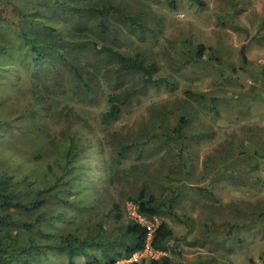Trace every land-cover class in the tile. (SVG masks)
Returning a JSON list of instances; mask_svg holds the SVG:
<instances>
[{"label": "rangeland", "instance_id": "obj_1", "mask_svg": "<svg viewBox=\"0 0 264 264\" xmlns=\"http://www.w3.org/2000/svg\"><path fill=\"white\" fill-rule=\"evenodd\" d=\"M204 1L114 0L143 14L146 25L139 31L110 18L117 48L157 63L155 77L162 80L110 120L103 118L108 95L140 85V74L114 82L101 70L90 94L74 77L56 88L17 51L16 15L9 0L0 1V16L8 12L11 21L0 41L12 56L0 66V176L37 187L62 177L58 195L95 204L110 224L167 221L171 249L162 253L148 244L138 255L146 264L163 254L173 264H264V0ZM199 44L207 47L206 61L184 63ZM143 186L170 205L168 213L140 215L129 196ZM56 195L48 201L53 210H66L77 222V206ZM36 264H69V256L50 250Z\"/></svg>", "mask_w": 264, "mask_h": 264}, {"label": "trees", "instance_id": "obj_2", "mask_svg": "<svg viewBox=\"0 0 264 264\" xmlns=\"http://www.w3.org/2000/svg\"><path fill=\"white\" fill-rule=\"evenodd\" d=\"M190 1L205 5L204 0ZM9 2L12 4L10 14L16 15V24L19 26L17 32L13 31L18 41L17 51H25L22 56L31 57L35 67L33 72L50 77L56 88L63 87L68 79L74 77L78 82V89L90 94L100 82L98 75L101 70L108 81H112L110 79L114 75V82H121L127 74H140V85L135 84L108 95V110L103 113L105 120L118 118L123 108L141 90L147 85L161 82L162 79L155 77L157 63L139 53L126 55L116 46L118 38L112 36L114 26L110 18L124 20L130 28L143 31L146 29L143 14L131 13L114 0ZM7 5L8 3L6 8H2V12L7 10ZM5 15L9 16L8 12L0 16V29L8 24L9 20ZM96 35L101 37L102 42L96 39ZM107 37L112 38L113 43H107ZM2 41L0 66L2 62H11L12 59L9 54L10 46ZM244 50L243 48V54ZM206 52L204 44L196 45L194 50L190 49L184 63L201 64L206 61ZM42 108H46V105ZM71 153L72 149L67 155L70 156ZM102 169L99 166L96 170L97 190L103 183L100 175ZM113 172L116 176L115 170ZM60 178L63 179L59 177L49 185L37 187L30 179L17 180L8 174L0 176V264H36L50 250L67 254L69 264H74L79 257L84 258L82 264H116L118 260L128 259L146 248L149 234L146 225L136 221L122 225L106 222V217L101 215L99 208L95 209V204L86 205L80 198L77 204L67 196L58 195L60 188L65 185H62ZM53 193L57 194L59 202L77 206L81 212L77 222L72 216L65 215L66 210L59 213L53 210L48 202ZM161 199L155 193L148 192L145 186L138 194L129 196V200L138 206L140 215L146 219L168 213L166 207L169 208L170 205ZM97 216L99 221H90L98 218ZM117 218L121 219V216L118 215ZM86 222L89 223L85 224ZM67 225L70 226L65 229ZM117 226L118 229L115 228ZM173 237L172 227L167 221H162L153 231L150 246L155 251L168 253ZM130 264L146 262L143 259ZM148 264H173V259L170 255L163 254L151 259Z\"/></svg>", "mask_w": 264, "mask_h": 264}, {"label": "built area", "instance_id": "obj_3", "mask_svg": "<svg viewBox=\"0 0 264 264\" xmlns=\"http://www.w3.org/2000/svg\"><path fill=\"white\" fill-rule=\"evenodd\" d=\"M147 226V228H148V230H149V234H148V243H147V245L151 248V246H150V240H151V237H152V234H153V231H154V229H155V225L154 224H147L146 225ZM148 246H146V247H148ZM146 249V248H145ZM139 252L138 253H136V254H134L132 257H130V258H128V259H125V260H123V263L124 264H130V263H132V262H136V261H139Z\"/></svg>", "mask_w": 264, "mask_h": 264}]
</instances>
